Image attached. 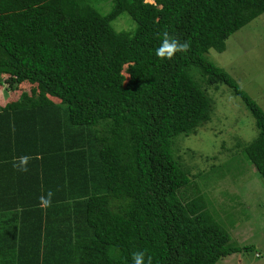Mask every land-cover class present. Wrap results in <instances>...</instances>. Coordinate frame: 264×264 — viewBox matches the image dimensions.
I'll list each match as a JSON object with an SVG mask.
<instances>
[{"label":"trees","instance_id":"16d2710c","mask_svg":"<svg viewBox=\"0 0 264 264\" xmlns=\"http://www.w3.org/2000/svg\"><path fill=\"white\" fill-rule=\"evenodd\" d=\"M123 13L134 25L117 30ZM262 13L264 0H0V84L43 98L0 107V211L44 221L0 247V264H133L136 251L153 264H218L250 250L199 187L183 192L191 178L173 146L211 119L207 90L225 84L255 118L256 137L238 146L264 178V110L206 56ZM165 31L190 50L156 56ZM22 155L34 157L27 172L13 167Z\"/></svg>","mask_w":264,"mask_h":264},{"label":"rangeland","instance_id":"374dc122","mask_svg":"<svg viewBox=\"0 0 264 264\" xmlns=\"http://www.w3.org/2000/svg\"><path fill=\"white\" fill-rule=\"evenodd\" d=\"M109 5H104L103 13L110 9ZM113 24L117 30H127L134 22L123 13ZM206 56L226 70L264 110V13L232 33L223 51L211 48ZM4 86L0 84V98L5 99L2 104L8 97L19 105L43 103L40 95L31 96L30 85L25 88L24 83L17 84L11 94L3 90ZM207 93L214 106L211 119L194 133L180 134L174 140V154L191 178L183 192L192 196V187H199L208 208L229 232L231 242L252 247L218 264H264V178L238 146L256 137L255 118L227 85H210Z\"/></svg>","mask_w":264,"mask_h":264},{"label":"clouds","instance_id":"9594fccd","mask_svg":"<svg viewBox=\"0 0 264 264\" xmlns=\"http://www.w3.org/2000/svg\"><path fill=\"white\" fill-rule=\"evenodd\" d=\"M162 42L156 49V56L161 59L171 60L178 52H188L191 44L189 41H181L178 38L171 36L167 31L162 33ZM34 157L30 155H22L14 158L13 167L19 172H27L28 165ZM38 158V157H37ZM54 193L49 190L46 194L39 197L41 206H51ZM133 264H153V257L144 251H136L132 254Z\"/></svg>","mask_w":264,"mask_h":264},{"label":"crops","instance_id":"0c3cea01","mask_svg":"<svg viewBox=\"0 0 264 264\" xmlns=\"http://www.w3.org/2000/svg\"><path fill=\"white\" fill-rule=\"evenodd\" d=\"M8 99L9 97L6 99L5 104L9 101ZM4 100V98H0V107L5 105L2 104ZM1 204L5 205L3 201H1ZM40 207L43 208L44 206L40 205ZM12 210H14V212H22V209ZM12 210L0 211V247H6V245L12 244L18 247V242L15 241L17 238L20 237L24 239L26 236H33L34 233L38 235L40 228L42 231L44 229V221L42 220L40 211L28 209L24 214L23 212L19 214V216H17L19 217L18 219L16 218V220L12 221L10 218L12 216L10 213H13ZM6 218L9 222H3Z\"/></svg>","mask_w":264,"mask_h":264}]
</instances>
